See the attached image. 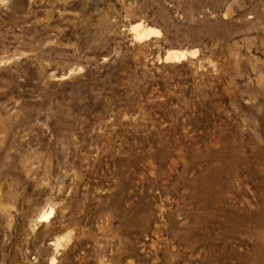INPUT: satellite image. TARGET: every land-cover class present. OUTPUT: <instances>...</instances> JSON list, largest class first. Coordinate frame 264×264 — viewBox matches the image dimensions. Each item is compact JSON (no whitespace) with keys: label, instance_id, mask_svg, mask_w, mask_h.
Instances as JSON below:
<instances>
[{"label":"rangeland","instance_id":"1","mask_svg":"<svg viewBox=\"0 0 264 264\" xmlns=\"http://www.w3.org/2000/svg\"><path fill=\"white\" fill-rule=\"evenodd\" d=\"M0 264H264V0H0Z\"/></svg>","mask_w":264,"mask_h":264},{"label":"bare ground","instance_id":"2","mask_svg":"<svg viewBox=\"0 0 264 264\" xmlns=\"http://www.w3.org/2000/svg\"><path fill=\"white\" fill-rule=\"evenodd\" d=\"M153 31H154L153 29H148V30H145V29H144V30H142L141 32H138V35H139L140 37H146L147 35L153 33ZM174 56H175L176 58L178 57V56L175 55V54H174ZM181 56L183 57V56H185V54H182V53H181V55H180L179 57H181ZM201 203H202V202H201ZM204 207H205V206H204ZM202 208H203V207H202ZM202 208H201V209H202ZM195 210H196V209H195ZM197 210H198V209H197ZM201 211H202V210H201ZM205 213H206V212H205ZM198 214H199V213H198Z\"/></svg>","mask_w":264,"mask_h":264}]
</instances>
